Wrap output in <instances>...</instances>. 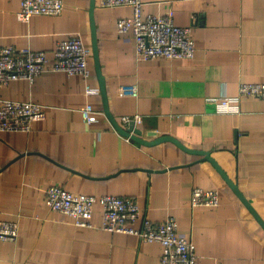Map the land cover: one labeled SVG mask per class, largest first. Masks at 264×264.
Instances as JSON below:
<instances>
[{
  "label": "crops",
  "instance_id": "crops-1",
  "mask_svg": "<svg viewBox=\"0 0 264 264\" xmlns=\"http://www.w3.org/2000/svg\"><path fill=\"white\" fill-rule=\"evenodd\" d=\"M143 14L174 11L175 24L192 27V59L136 58L130 33L116 22L130 18L129 6L100 8L94 24L108 109L117 123L139 116L134 129L152 141L143 146L119 135L107 120L100 92L84 93L78 75L46 73L30 84L16 80L0 88V99L44 107V120L29 133L0 134V220L18 221L16 242L0 241V264H159L162 247L136 236L100 228L94 206L91 228L51 211L45 190L59 186L73 194L134 197L152 222L176 220L191 240L196 264H264V228L225 178L196 152H205L236 184L264 222V102L241 97L238 113L219 111L220 98L239 96L240 84L264 83V0H141ZM91 0H64L58 16L21 22V0H0V48L44 51L50 61L58 41L78 33L92 53ZM92 76L88 83L99 90ZM135 88L129 95L125 88ZM99 114L87 123L81 109ZM154 135V136H152ZM194 188L215 189L216 207L191 208ZM139 226V222L136 223Z\"/></svg>",
  "mask_w": 264,
  "mask_h": 264
},
{
  "label": "built area",
  "instance_id": "built-area-1",
  "mask_svg": "<svg viewBox=\"0 0 264 264\" xmlns=\"http://www.w3.org/2000/svg\"><path fill=\"white\" fill-rule=\"evenodd\" d=\"M100 8L129 6L130 18L119 19L116 29L119 34L130 33L135 42L136 58L152 61L164 58L170 61L192 59L195 43L192 27L175 24L174 11L169 9L162 15L143 14L141 0H96ZM64 10V0H21L16 17L29 22L33 16H58ZM50 61L44 51L13 46L0 48V88L13 81L26 80L33 84L39 76L61 72L68 76L78 75L85 81L86 95L98 94V89L89 83L92 76L89 58L92 55L78 33L58 41ZM129 95H135V88H125ZM239 96L210 100L218 102L221 113H238L236 106L241 97H255L264 102V83L240 84ZM81 116L87 123L96 121L99 112L88 104L81 109ZM45 110L40 104L0 99V134L29 133L33 124L44 120ZM124 122L141 123V118H124ZM45 199L51 211L59 212L74 220L75 226L91 228L95 205L101 210L100 228L110 233L136 236L145 243H157L162 247L159 264H196V255L190 239L178 232V224L172 217L163 222H152L141 215L138 201L134 197L105 195L100 197L73 194L59 186L45 190ZM220 201L215 189L194 188L191 192V208L199 206L216 207ZM139 226L136 227V223ZM19 237L18 221L0 220V241L16 242Z\"/></svg>",
  "mask_w": 264,
  "mask_h": 264
},
{
  "label": "water",
  "instance_id": "water-1",
  "mask_svg": "<svg viewBox=\"0 0 264 264\" xmlns=\"http://www.w3.org/2000/svg\"><path fill=\"white\" fill-rule=\"evenodd\" d=\"M95 7H96V0H91V2H90V11H89L90 21H91V35H92V46L91 47H92V56H93L94 69H95L96 76H97L98 83H99V90H100L99 92H100V96H101V98L103 100L104 113H105V116H106L107 120L110 122L112 127L115 129V131L119 135H121V136H123L125 138H130L131 140H133V141H135V142H137V143H139V144H141L143 146H151V145L159 144V143H162V142H172V143L176 144L179 148H181L183 150H186V148L180 142L176 141L174 138L169 137V136H161V137L155 138L152 141H146L143 138H141L142 132L140 130L134 129V123L133 122H130L128 129H123L117 123V121L114 119L112 114L110 113V111L108 109V104H107L108 101H107V92H106V80H105V77L103 76V74L101 72L100 63H99V56H98V48H97V40H96V32H95V24H94V10H95ZM152 136H154V135H152ZM196 154H201V155L206 157L205 159L208 160L216 168V170L225 178L226 182L231 187V189L236 194V196L239 198V200L249 209V211L254 216V218L264 228V222L262 221V219L258 216V214L248 204V202L245 199V197L239 191L237 185L233 184L226 177L225 173L220 168V166L217 164V162L215 160H213L212 158H210L209 156H207V154H205V152H196Z\"/></svg>",
  "mask_w": 264,
  "mask_h": 264
}]
</instances>
